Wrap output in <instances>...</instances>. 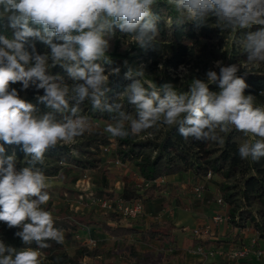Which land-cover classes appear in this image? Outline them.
<instances>
[{
    "label": "clouds",
    "instance_id": "obj_1",
    "mask_svg": "<svg viewBox=\"0 0 264 264\" xmlns=\"http://www.w3.org/2000/svg\"><path fill=\"white\" fill-rule=\"evenodd\" d=\"M159 2L0 0V222L18 229L15 236L29 245L17 250L0 240V264H42L40 250L51 247L50 241L64 242V230L44 207L51 197L41 166L50 149L93 133L85 102L92 113L109 114L112 122L103 131L112 138L153 136L149 130L175 126L185 140L223 143L220 133L234 129L249 138L238 145L241 159L264 158V107L257 106L256 96L246 94L245 79L264 64V0H164L178 23L200 28L214 21L211 26L232 37L233 50L246 55V71L237 75L240 64L225 66L217 60L219 74L209 70L206 81L192 79L188 90L180 91L171 82L158 87L147 81L143 64L124 60L125 79L132 82L115 101L106 99L110 77L121 72V67L106 71L102 66L113 63L111 41L119 32L124 44L157 50L160 16L153 9ZM37 42L48 51L39 53ZM56 67L72 83L53 74ZM177 71L182 80L188 75L184 65ZM29 88L48 111L21 97ZM125 100L134 106V114L124 111ZM4 145L19 146L26 166L17 170L15 154L6 155Z\"/></svg>",
    "mask_w": 264,
    "mask_h": 264
},
{
    "label": "trees",
    "instance_id": "obj_2",
    "mask_svg": "<svg viewBox=\"0 0 264 264\" xmlns=\"http://www.w3.org/2000/svg\"><path fill=\"white\" fill-rule=\"evenodd\" d=\"M153 11L160 16L158 22L159 34L157 36L158 49L145 51L136 44H124L117 32V38L111 41L109 55L112 64H102L106 71L112 67H121L119 76L110 77V91L106 93L109 102L117 99V94L122 92L132 81L125 79L123 61L128 60L132 65L143 64L145 66L146 80L154 82L158 87L166 82L173 83L180 91H187L192 79H207L206 73L213 70L211 64L217 60L223 61L225 66L240 64L246 60L242 52L224 51L231 36L221 34L218 28L211 26L195 27L191 22L178 23L176 13L166 5L164 0L154 7ZM11 35V32L8 33ZM216 42L217 48L210 43ZM127 46V47H126ZM37 51H48L40 42L36 44ZM163 64L161 69L159 65ZM184 65L188 69V75L180 78L178 68ZM246 69H240L237 75H243ZM245 79L249 88L246 94L251 93L257 98V106L264 107V68H254ZM219 74V71H216ZM52 73H60L66 82L72 83L63 69L56 67ZM147 87V85H145ZM18 90L19 84L13 85ZM211 90L216 91V85H210ZM36 91L33 88L27 90L24 99L33 103L41 111H48L43 104L35 100ZM39 94H43L42 90ZM124 111L134 114L135 108L126 100L123 102ZM82 107L90 115L93 124L100 122L111 123L106 112L92 113L90 105L85 102ZM154 131L153 136L142 133L139 136L127 138H115L113 141L109 135H105L100 129H94L93 133H86L77 138L76 143L50 149L45 154V164L42 171L49 178L57 176L70 177V173L77 170L72 183L74 185L81 179L80 173L86 171L97 172L95 197L128 202L141 201L144 205L153 202L166 186H161L155 181L161 177L193 174L196 179L207 178L209 174L220 177L219 192L223 201L229 206V224L234 230L253 229L261 244H264V158L254 161L251 158L241 159L238 154V145L245 140L241 132L234 129L220 133L223 143L213 141H200L189 137L185 140L175 126H164ZM114 145V163L119 161L124 165H134L137 172L144 179L143 183L128 182L123 184L119 191L114 190L109 180V167L105 166L102 154L105 147ZM6 155L15 154L17 158V170L26 166L24 153L17 145H4ZM66 164V166H64ZM84 175V174H83ZM86 202V201H84ZM53 214L55 226L65 232L78 233L83 225L95 224L111 238L117 240L118 248L127 256L126 262L109 264H179L177 254V237L173 233L174 225H164L151 222L144 229H140L129 223L122 225V217L116 214L104 215L102 221H86L79 218L77 213L69 211L68 204L56 210L52 207V200L44 206ZM83 223V224H82ZM16 228L9 229L6 224L0 222V234L4 236V243L20 250L28 247L15 236ZM135 240V241H132ZM244 241V245L248 242ZM158 242L164 249L161 255L152 256L146 253V249ZM51 247L42 249L41 259L52 260L50 264H65L69 260L64 254L63 243L49 242ZM203 244V242H198ZM211 243H204L210 246ZM35 248V244L31 245ZM144 250V251H143ZM82 255V254H81ZM252 261V260H250ZM249 261V262H250ZM248 262V261H247ZM246 264H260L258 262Z\"/></svg>",
    "mask_w": 264,
    "mask_h": 264
},
{
    "label": "rangeland",
    "instance_id": "obj_3",
    "mask_svg": "<svg viewBox=\"0 0 264 264\" xmlns=\"http://www.w3.org/2000/svg\"><path fill=\"white\" fill-rule=\"evenodd\" d=\"M231 40H232V37L228 41V44L224 47L223 49L224 51L232 50ZM210 45H214L217 48L216 42H212L210 43ZM244 63L245 61L240 63L241 65L240 69H244L243 67ZM211 66H213L212 68L214 71H219V69L215 66L214 62L211 64ZM257 68H264V64L260 65ZM20 95L22 98H25L27 95V91L20 92ZM107 124H108L107 122H100V123L93 124V127L94 129H100V131H102L103 134L108 135L107 133L103 131L104 127ZM112 140L114 141L115 138H112ZM110 148H111V151L103 153L102 158L104 160L105 166H107V168L109 167L108 177H109L112 188L114 190L119 191L120 189L123 188L124 183L134 182L136 180L134 173L137 172V168H135V166L131 164L122 166V165H119V164L117 165L116 163H114V160H115V154L113 153L114 145L110 146ZM64 166H66V164H64ZM77 173H78L77 170H74L70 173V177H67V176H61V177L57 176L55 178L48 177L47 182H48L49 187L47 188V191L50 194V197H51L50 200H52V207L55 208L56 210H59L60 208L64 206V204H68L70 207L69 211H73L74 213H77L79 215L78 217L84 219L85 222L94 221V220L96 221L104 220L105 216L100 212L99 209H97L96 206L90 203L91 200L85 199L86 202H82V199H81L82 194H85V197L88 195V198L91 199L92 198L91 195L95 193V190H96L95 184L97 182V172L96 171H86V172L80 173L81 178L89 177L91 180L90 182L91 188H89V190L87 191H84L85 190L84 187L78 184V182L75 185L74 183H72V180ZM217 178L220 179V177H215V179ZM209 183L214 184L215 192L213 193V195L216 194L215 196L218 195L217 197H219L220 196L219 187L214 182H209ZM179 196H180L179 192H174L170 197L172 200L178 201ZM157 203H161V201L158 200L152 205H149L148 209L150 208L152 209L154 205H156ZM78 207L80 208L77 209ZM168 207L169 205L167 204V208ZM174 212L177 213L178 220L181 221V223L177 227L176 233L175 231H173V233L177 237L178 245H180L182 250L185 252V253L179 254L180 256H178V260L182 261L181 258L185 255L187 257H191V256L197 257L198 255L194 254L193 251L197 249L198 244L195 245L191 241V239H193L195 242L197 241L193 237L192 233L195 229L199 227H197L195 222L187 219L188 214L184 212L179 213V209H175V208H174ZM143 217L138 218L134 221L123 222L122 225L123 224L126 225L129 223L133 225L141 224L142 223L141 219ZM164 225L170 226L172 224L167 223ZM147 226L148 225H146V227ZM211 236L218 237L219 235L216 234V235H211ZM64 237L65 239L63 242V248H64L63 252L66 256H68L67 259L69 260L65 264H109V263H114V262L122 263V262H126L127 260V256L125 255V253L122 252L118 248L117 240L108 236L106 233H104L101 230L100 227H98L95 224L83 225L81 231L78 233L65 232ZM227 237L228 236L221 237L222 239L217 241V243H219L220 246L229 245V244L231 246H237V247L244 246V241L242 240L240 235H237L235 238L233 237L227 238ZM89 239L95 240L97 242V246L96 247L88 246L87 243ZM0 240L4 241V236L1 234H0ZM132 241H135V240L132 239ZM248 241L246 240V242ZM197 242H200V241H197ZM152 245L153 246L146 249V251L144 250H143L144 252L141 251V253H146L154 257L157 255H161L164 252V249L161 247L160 243L155 242ZM51 261L52 260L49 258V261L45 260V262L43 261L42 264H50Z\"/></svg>",
    "mask_w": 264,
    "mask_h": 264
},
{
    "label": "crops",
    "instance_id": "obj_4",
    "mask_svg": "<svg viewBox=\"0 0 264 264\" xmlns=\"http://www.w3.org/2000/svg\"><path fill=\"white\" fill-rule=\"evenodd\" d=\"M217 177V176H216ZM168 185L164 188V190L160 193V195L155 199L151 204L146 205V213L145 216L141 219V224H137L136 227L140 229H144L146 225L154 221V217L157 215H164V218L161 221H154L159 222L162 224H172L174 225L176 233L177 227L180 225L181 221L178 220L177 213L174 212L175 209H179L180 212H184L188 214L187 219L192 220L195 222L197 227H211V235L218 234V237L209 236L206 239L202 240L201 242L204 243H211L210 246L204 245L205 249L208 252L215 253L214 255H206V256H191L187 257L186 255L183 256L179 261V264H246L252 262H258L260 264H264V258L261 261H235L231 262L226 259L224 256L217 254L218 251H226L231 245H224L220 246L217 241L221 240L223 236H228L227 238L233 237L235 238L237 235H240L241 238H244L245 241L250 238H254L256 233L253 229L247 230H234L231 225L228 224H221L215 225L212 221L213 216L221 212V207L217 204L216 199L217 196L213 195L215 192L214 184H210L209 182H214L218 187L221 182V179L215 177L208 179V178H199L196 179L193 174H184V175H175L171 177H167ZM203 187L202 194L199 196L196 194L195 189L196 187ZM174 192H179L180 196L178 201L172 200L171 195ZM161 201V203H157L151 209H148L149 205L157 201ZM167 204L169 207L167 208ZM145 222V223H144ZM128 225V224H126ZM145 225V226H143ZM249 239V241H250ZM197 240V239H195ZM191 241L197 245L199 240L196 242L191 239ZM229 241V240H228ZM248 241V242H249ZM199 245V244H198ZM264 246V244H263ZM178 256L179 254L185 253L181 246L177 243V250L175 252Z\"/></svg>",
    "mask_w": 264,
    "mask_h": 264
},
{
    "label": "built area",
    "instance_id": "obj_5",
    "mask_svg": "<svg viewBox=\"0 0 264 264\" xmlns=\"http://www.w3.org/2000/svg\"><path fill=\"white\" fill-rule=\"evenodd\" d=\"M105 152L111 151L110 147L104 148ZM118 165H122L119 161L116 162ZM123 166V165H122ZM134 176L136 177V182L143 183L144 179L139 175L138 172L134 173ZM83 178V177H82ZM80 179L78 181V184L82 185L84 187V191L89 190L91 188V180L89 177ZM208 179L212 178V175L209 174L207 177ZM156 184L161 186H166L168 183L167 177H161L155 181ZM203 187H196L195 192L199 196L202 194ZM91 199L88 198V195L85 197V194L81 195L82 202L85 201V199L91 200V204L96 206L97 209L100 210V212L103 215L107 214H116L120 217H122V222H128V221H134L138 218H141L146 213V206L141 201H135V202H128L123 200H112L107 198H96L94 194L91 195ZM217 204L221 207L222 211L216 213L213 216V223L215 225H221V224H228L229 223V215H228V209L229 206L223 201L222 197L219 196L216 200ZM78 207L77 209H79ZM164 218V215L160 214L154 217V220L161 221ZM211 227L205 226V227H199L195 229L192 233L193 237L199 241H202L206 239L207 237L211 236ZM88 246L96 247L97 242L93 239H89ZM194 254L198 256H206V255H214L215 253L208 252L205 247L202 244H199L197 249L193 251ZM217 254L224 256L229 261L235 262V261H261L264 258V246L259 241L258 236H254V238L250 239L247 245H244L242 247L237 246H230L226 251H218Z\"/></svg>",
    "mask_w": 264,
    "mask_h": 264
}]
</instances>
